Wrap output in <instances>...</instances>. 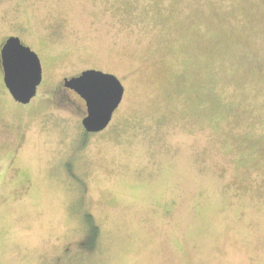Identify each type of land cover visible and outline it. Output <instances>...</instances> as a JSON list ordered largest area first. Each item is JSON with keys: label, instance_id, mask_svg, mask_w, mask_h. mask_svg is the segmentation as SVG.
<instances>
[{"label": "rangeland", "instance_id": "obj_1", "mask_svg": "<svg viewBox=\"0 0 264 264\" xmlns=\"http://www.w3.org/2000/svg\"><path fill=\"white\" fill-rule=\"evenodd\" d=\"M12 35L42 81L0 61V264H264V0H0ZM90 68L125 87L96 133Z\"/></svg>", "mask_w": 264, "mask_h": 264}, {"label": "water", "instance_id": "obj_2", "mask_svg": "<svg viewBox=\"0 0 264 264\" xmlns=\"http://www.w3.org/2000/svg\"><path fill=\"white\" fill-rule=\"evenodd\" d=\"M1 65L5 85L12 97L19 103H29L42 81V64L37 52L19 36H9L1 47ZM63 85L85 100L87 114L82 125L88 133L100 132L109 125L125 92L115 74L95 68L64 78Z\"/></svg>", "mask_w": 264, "mask_h": 264}, {"label": "trees", "instance_id": "obj_3", "mask_svg": "<svg viewBox=\"0 0 264 264\" xmlns=\"http://www.w3.org/2000/svg\"><path fill=\"white\" fill-rule=\"evenodd\" d=\"M83 217L85 218V221H87L89 225L88 244L93 245L100 232L99 225L94 222V217L90 212H85Z\"/></svg>", "mask_w": 264, "mask_h": 264}, {"label": "flooded vegetation", "instance_id": "obj_4", "mask_svg": "<svg viewBox=\"0 0 264 264\" xmlns=\"http://www.w3.org/2000/svg\"><path fill=\"white\" fill-rule=\"evenodd\" d=\"M5 41H6V39H5ZM5 41H4V42H5ZM4 42L2 43L1 47L3 46ZM0 61H1V49H0ZM68 89H69V88H68ZM70 90H72V89H70ZM86 111H87V109H86Z\"/></svg>", "mask_w": 264, "mask_h": 264}]
</instances>
